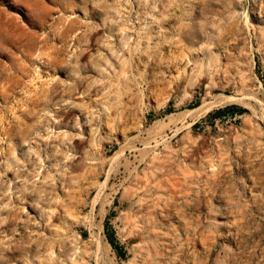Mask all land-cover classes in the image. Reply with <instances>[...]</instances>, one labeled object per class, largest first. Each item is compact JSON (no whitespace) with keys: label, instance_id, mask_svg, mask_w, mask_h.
<instances>
[{"label":"rangeland","instance_id":"rangeland-1","mask_svg":"<svg viewBox=\"0 0 264 264\" xmlns=\"http://www.w3.org/2000/svg\"><path fill=\"white\" fill-rule=\"evenodd\" d=\"M181 243L264 264V0H0V264Z\"/></svg>","mask_w":264,"mask_h":264},{"label":"bare ground","instance_id":"bare-ground-1","mask_svg":"<svg viewBox=\"0 0 264 264\" xmlns=\"http://www.w3.org/2000/svg\"><path fill=\"white\" fill-rule=\"evenodd\" d=\"M260 19V18H259ZM239 30V29H238ZM234 34V33H233ZM174 60H176V59H174ZM177 61V60H176ZM171 63V62H170ZM178 63H180V62H178L177 61V64ZM168 65H170V64H168ZM167 65V66H168ZM175 66V65H174ZM170 67H172V66H170ZM169 67V68H170ZM175 68V67H174ZM251 149L252 148H250V152H253V150L251 151ZM256 151V150H255ZM246 152V151H245ZM240 158V157H239ZM241 160H242V158H241ZM255 163V162H254ZM256 164V163H255ZM244 165H246V164H244ZM246 166H248V165H246ZM245 166V167H246ZM250 166V165H249ZM211 169V168H210ZM217 168L214 166L211 170H213V171H215ZM252 169V168H251ZM222 170L223 171H229L230 170V167L227 165V164H225L224 163V167L222 168ZM212 172V171H211ZM243 172V171H242ZM215 173H218V172H215ZM255 174V177H259V173L258 172H255L254 173ZM240 176H241V174H240ZM229 177H230V175H229ZM263 177V176H262ZM238 181H240L239 180V178H238ZM257 181L255 180V183H256ZM215 183L217 184V185H219L220 184V180L219 179H215ZM234 186H236V184L234 185ZM203 187V186H202ZM238 187V186H237ZM243 188H244V186H243ZM225 189V188H224ZM232 189V188H231ZM250 189V188H249ZM198 190V189H197ZM245 190V189H244ZM176 192V191H175ZM240 192V191H239ZM192 197H194V196H192ZM229 197V196H228ZM214 198V197H213ZM257 199V198H256ZM194 201H196V203H201L202 201H203V197L201 196V195H196L195 196V198L193 199ZM209 202H210V200H209ZM223 205V204H222ZM230 206V204L229 203H226V205H225V207L224 208H228ZM222 207V208H223ZM147 208V207H146ZM150 208V207H149ZM248 224V223H247ZM251 224V223H250ZM251 229V228H250ZM228 230V229H227ZM233 231V230H232ZM189 232V231H188ZM228 233V232H227ZM187 235V234H186ZM200 238V237H199ZM250 240V239H249ZM2 242V241H1ZM183 242V241H182ZM229 242V241H228ZM182 244V243H181ZM180 244V245H181ZM182 247H181V249H178L179 251H181V254H176L175 252L173 253V255H172V261H173V263L172 264H175L176 262H178L179 261V264H214V262L212 263L211 261H210V259L207 257V253L206 252H204V254L202 255V253H201V251L200 250H198V249H196V247L194 246V249H193V254H192V259H191V261H189V260H187V259H185V257H184V255L186 254V252H187V250H186V248L184 247V244H182L181 245ZM229 246V245H228ZM201 248V247H200ZM225 248V247H224ZM226 249V250H225ZM224 249V251H226L225 253L227 254V256H229L230 258L229 259H231L232 260V263L233 264H238V262H239V260H243L242 258L244 257V259H246L245 260V263L246 264H253V258H251V256H250V254L248 255L247 254V251L244 249V250H242V251H239V252H236L234 249H231L230 247H226ZM219 250V249H218ZM49 253V252H48ZM53 253H55V252H53L52 251V254ZM219 253H221L220 251H219ZM219 253H217L218 255L216 256V257H219L220 258V256H219ZM50 254V256L52 255L51 253H49ZM225 254V255H226ZM221 255V254H220ZM224 255V256H225ZM49 256V255H48ZM246 257H249L248 259L246 258ZM56 258V257H55ZM213 258V257H212ZM225 258V257H224ZM52 259V258H51ZM218 259V258H217ZM221 259V258H220ZM226 259H227V257H226ZM49 260V259H48ZM219 260V259H218ZM256 261V260H255ZM215 262H217L216 260H215ZM218 262H220V261H218ZM224 262H226V261H224ZM228 263V262H227ZM226 263V264H227ZM221 264V263H220ZM224 264V263H223ZM230 264V263H229ZM255 264V263H254Z\"/></svg>","mask_w":264,"mask_h":264},{"label":"trees","instance_id":"trees-1","mask_svg":"<svg viewBox=\"0 0 264 264\" xmlns=\"http://www.w3.org/2000/svg\"><path fill=\"white\" fill-rule=\"evenodd\" d=\"M198 105H194L193 107H197ZM247 111V109L246 108H244V107H239V106H232V107H230V110L228 111V112H232V113H234V114H241V113H244V112H246ZM223 115H225V113H224V111H219L218 113H217V115H216V117H221V116H223ZM109 242L111 243V245L115 248V249H117V242L114 240V239H112V238H110L109 237ZM122 256V255H121Z\"/></svg>","mask_w":264,"mask_h":264},{"label":"crops","instance_id":"crops-1","mask_svg":"<svg viewBox=\"0 0 264 264\" xmlns=\"http://www.w3.org/2000/svg\"><path fill=\"white\" fill-rule=\"evenodd\" d=\"M224 113H225L224 117H225V116H229V115H230V116H231V115H237V114H234V113H232V112H228V111H227V112H224Z\"/></svg>","mask_w":264,"mask_h":264}]
</instances>
